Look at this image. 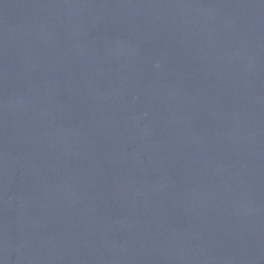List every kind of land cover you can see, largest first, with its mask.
<instances>
[{"label": "water", "instance_id": "water-1", "mask_svg": "<svg viewBox=\"0 0 264 264\" xmlns=\"http://www.w3.org/2000/svg\"><path fill=\"white\" fill-rule=\"evenodd\" d=\"M20 264H264V0H168Z\"/></svg>", "mask_w": 264, "mask_h": 264}]
</instances>
